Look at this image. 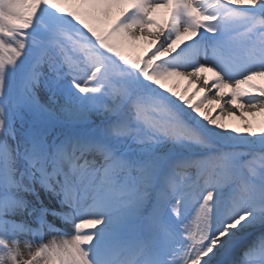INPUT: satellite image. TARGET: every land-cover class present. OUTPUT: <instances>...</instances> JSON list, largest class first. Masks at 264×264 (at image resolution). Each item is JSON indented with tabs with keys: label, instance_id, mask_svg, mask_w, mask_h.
<instances>
[{
	"label": "snow or ice",
	"instance_id": "6c2138e0",
	"mask_svg": "<svg viewBox=\"0 0 264 264\" xmlns=\"http://www.w3.org/2000/svg\"><path fill=\"white\" fill-rule=\"evenodd\" d=\"M258 80L264 0H0V264H264Z\"/></svg>",
	"mask_w": 264,
	"mask_h": 264
},
{
	"label": "bare ground",
	"instance_id": "6f19581e",
	"mask_svg": "<svg viewBox=\"0 0 264 264\" xmlns=\"http://www.w3.org/2000/svg\"><path fill=\"white\" fill-rule=\"evenodd\" d=\"M207 75L209 77H211V73H207ZM169 81H171L176 86V88H180V89H184L183 87H185L188 84V80L184 79V78H173V79H171ZM198 84H199V82L194 80L192 82L191 88L188 89V93H192V90L195 89L198 86ZM194 99L195 100L199 99V94H197V96ZM222 103H223V101H222ZM244 112H245V115H247L248 118L251 119V116L248 113V110L246 109V111H244ZM225 122H228V126L229 127H240L241 124H242V121H240L236 117H226ZM56 224H57L58 227H62V225H63L59 221H56Z\"/></svg>",
	"mask_w": 264,
	"mask_h": 264
},
{
	"label": "rangeland",
	"instance_id": "374dc122",
	"mask_svg": "<svg viewBox=\"0 0 264 264\" xmlns=\"http://www.w3.org/2000/svg\"><path fill=\"white\" fill-rule=\"evenodd\" d=\"M144 47L146 46H141L140 48H130L129 49V52L130 54L132 55H136V54H140V55H143L144 54ZM257 83H264V80H259L257 81ZM168 86H175L171 81H168ZM176 87V86H175ZM185 88V87H183ZM177 91H183L184 89H180V88H176ZM189 95L191 93H188ZM195 100V99H194ZM225 108H227V105L225 106ZM244 111H246V109H244ZM260 117H258L259 119ZM225 122V121H224ZM226 124H228V122H225Z\"/></svg>",
	"mask_w": 264,
	"mask_h": 264
}]
</instances>
